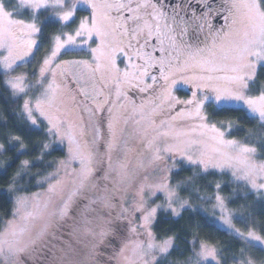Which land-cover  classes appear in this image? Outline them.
Here are the masks:
<instances>
[{
    "label": "snow or ice",
    "instance_id": "snow-or-ice-1",
    "mask_svg": "<svg viewBox=\"0 0 264 264\" xmlns=\"http://www.w3.org/2000/svg\"><path fill=\"white\" fill-rule=\"evenodd\" d=\"M0 102V264H264V0H0Z\"/></svg>",
    "mask_w": 264,
    "mask_h": 264
},
{
    "label": "trees",
    "instance_id": "trees-1",
    "mask_svg": "<svg viewBox=\"0 0 264 264\" xmlns=\"http://www.w3.org/2000/svg\"><path fill=\"white\" fill-rule=\"evenodd\" d=\"M35 67H36V65L33 66V69ZM31 70L32 69H29V71H31ZM0 116L4 117L6 120H8L9 124L11 123V118L9 117L8 107H6L3 102H0ZM38 140H39V138H37V141ZM35 142L36 141H34V143ZM12 155H13L12 153H9L8 155H6L2 159H0V165H3V162L10 159ZM33 158H34V156L21 157V159H33ZM58 158H61V154L59 152L55 153L49 159H58ZM18 167H19V160H17L16 163L11 168H9L7 178L0 177V190H4L7 188V184H8L9 179L16 172ZM183 175H188V173H184ZM228 194L229 193L226 190L224 192V195H228ZM248 203L250 205H252L253 202L249 201ZM11 207H12V205L10 203H5L4 201H0V216H4L5 214H7L10 211ZM252 210L258 212L260 209H259V207H255ZM181 223H183V221ZM167 227H168V225H161L159 231H164L167 229ZM217 242H219V241H217Z\"/></svg>",
    "mask_w": 264,
    "mask_h": 264
},
{
    "label": "rangeland",
    "instance_id": "rangeland-1",
    "mask_svg": "<svg viewBox=\"0 0 264 264\" xmlns=\"http://www.w3.org/2000/svg\"><path fill=\"white\" fill-rule=\"evenodd\" d=\"M73 58H86V57H73Z\"/></svg>",
    "mask_w": 264,
    "mask_h": 264
}]
</instances>
